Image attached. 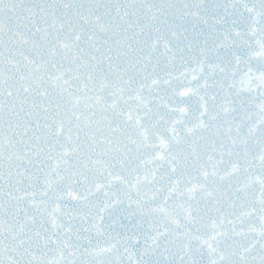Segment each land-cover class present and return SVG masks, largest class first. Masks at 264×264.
<instances>
[{
    "label": "snow or ice",
    "instance_id": "6c2138e0",
    "mask_svg": "<svg viewBox=\"0 0 264 264\" xmlns=\"http://www.w3.org/2000/svg\"><path fill=\"white\" fill-rule=\"evenodd\" d=\"M0 264H264V0H0Z\"/></svg>",
    "mask_w": 264,
    "mask_h": 264
}]
</instances>
